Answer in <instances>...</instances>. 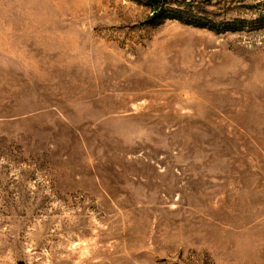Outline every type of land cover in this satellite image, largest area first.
<instances>
[{"label": "rangeland", "instance_id": "1", "mask_svg": "<svg viewBox=\"0 0 264 264\" xmlns=\"http://www.w3.org/2000/svg\"><path fill=\"white\" fill-rule=\"evenodd\" d=\"M159 1L0 0V264H264V0Z\"/></svg>", "mask_w": 264, "mask_h": 264}, {"label": "trees", "instance_id": "2", "mask_svg": "<svg viewBox=\"0 0 264 264\" xmlns=\"http://www.w3.org/2000/svg\"><path fill=\"white\" fill-rule=\"evenodd\" d=\"M153 4L152 6H155V10H157V13L155 18L160 17L166 13V9L164 7V4H161V1L159 0H152ZM184 7V5H180ZM189 8V9H188ZM173 19H176L182 23L186 24H202L203 19L196 17L193 13L190 11V7L187 6V9H176L173 13Z\"/></svg>", "mask_w": 264, "mask_h": 264}]
</instances>
